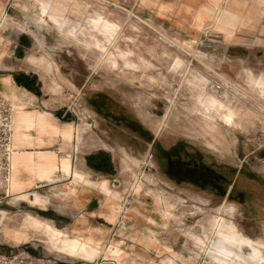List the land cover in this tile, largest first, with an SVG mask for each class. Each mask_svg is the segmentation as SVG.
I'll list each match as a JSON object with an SVG mask.
<instances>
[{"label":"rangeland","instance_id":"obj_1","mask_svg":"<svg viewBox=\"0 0 264 264\" xmlns=\"http://www.w3.org/2000/svg\"><path fill=\"white\" fill-rule=\"evenodd\" d=\"M38 1L0 0V209L11 210L9 219L20 221L24 207L5 200L10 187L6 149L13 107L24 102L25 112L36 108L53 124H59L58 119L74 122L76 126L59 125L73 126L75 134L65 140L54 125L32 129L29 134L35 140L22 148L25 164L12 192L32 186L36 179H52L61 167L71 172L72 153L67 148L77 139L78 147L84 142L87 162L96 170L92 176L108 178L100 184L106 219L111 222L118 216L103 243L90 228L88 243L62 232L50 235L61 253L62 260L55 264L68 263L62 254L83 257L87 264L96 256L99 264H255L250 260L253 248L244 244L238 249L232 235L264 243V102H255L252 88L242 79L264 74L259 31L250 41L243 29L237 30L227 43L225 33L213 24L214 7L201 5L206 0H192L195 9L207 14L201 29L177 14L170 17L143 8L139 0H45L51 1L45 15ZM226 14L221 18L234 24L233 15ZM64 24L85 30L87 42L63 30ZM159 27L164 28L162 36L155 30ZM106 45L110 52L104 58ZM195 49L214 56V65L195 56ZM186 64L197 80L210 78L209 89L218 98L235 102L246 124L234 127L219 117L221 106L200 102L176 78ZM12 78L19 86L23 85L17 79L28 85L39 106L47 109L22 100ZM222 80L239 81L240 91L248 95ZM6 81H11L13 91ZM162 117L166 122L153 123ZM57 137L63 140L60 153L51 148ZM178 142L183 143V157L194 153L227 178L225 196L167 175L162 150ZM63 159L68 160L67 170ZM4 216L0 212V223ZM216 217H221V233L207 239L204 232ZM116 245L122 253L118 257L113 252ZM22 247L0 239V254L19 251L26 264H43L34 259L28 263ZM220 247L237 256L218 251Z\"/></svg>","mask_w":264,"mask_h":264},{"label":"crops","instance_id":"obj_2","mask_svg":"<svg viewBox=\"0 0 264 264\" xmlns=\"http://www.w3.org/2000/svg\"><path fill=\"white\" fill-rule=\"evenodd\" d=\"M187 1L192 2V0ZM249 3L248 0H206L201 5L216 6L214 7L216 10V20L214 22L216 23L213 24H216L219 30L225 33L227 43L231 41L233 32L241 29H243V36H249L250 41L254 38L253 35H256V32L259 31V42L264 43V0H254V2ZM224 11H226V15H233L234 21H236L234 24L231 20L226 21L221 18L220 15ZM242 12H244V15H242ZM215 17L212 19L214 20ZM11 81L17 88V93L22 100L29 99L32 101L30 106L46 108L45 106H39V98L26 87L19 86L14 78ZM57 123L61 126L67 124L76 126L74 122L66 123L60 119ZM61 145H63V140L61 137H57L51 148L58 149L60 153L59 148ZM67 150L72 153V172H64L61 167L52 179H36L32 186L15 192L8 191L5 195V200L8 202L16 201L24 207L19 213L20 221L13 222L9 219L8 211L11 210L0 209V212H5L3 223H0L2 243L9 246L25 245L22 249L25 251L24 255L28 263L31 259L41 261L43 264H55L62 260L61 253L57 251L59 249L53 246L55 240L51 241L50 235H58L59 232H62L74 238L78 237L83 242L88 243L87 239L90 238L87 237V229L90 228L95 238L103 243L104 237L108 234L109 225L118 222L117 220L113 223V220L110 222L106 219L108 213L106 207L103 206V198L101 197L104 196V193L100 186L105 177L94 178L92 176L96 170L87 162L84 142L78 147L77 139H74L71 147H68ZM75 171L80 174V177L75 178ZM36 221L37 223H35ZM47 227L50 228L48 231ZM27 249L29 251H26ZM36 250L39 252L34 254ZM62 255L66 256V259L63 260L68 262L67 264H87V259L83 257ZM98 259V256H96L95 259L88 261V264H99ZM121 264L123 263L121 262ZM261 264H264V262Z\"/></svg>","mask_w":264,"mask_h":264},{"label":"bare ground","instance_id":"obj_3","mask_svg":"<svg viewBox=\"0 0 264 264\" xmlns=\"http://www.w3.org/2000/svg\"><path fill=\"white\" fill-rule=\"evenodd\" d=\"M165 1V0H164ZM43 14L45 15L47 13L49 4L51 3L45 0H39L38 1ZM55 2V1H54ZM179 2V1H178ZM191 1L187 0H181L179 3L173 2H162L160 0H139V5H141L143 8L144 7H150L156 10L159 14L163 13L168 16H173V14H177L179 16H182L184 18H188L191 20V24L194 27L200 28L201 29V23L205 17H207L206 11L203 9H195L191 4L189 3ZM209 2V1H208ZM211 4V3H210ZM212 7H216L214 5H210ZM79 8V7H78ZM85 11V9H83ZM155 11V12H156ZM131 17V16H130ZM177 17V16H176ZM180 19V18H179ZM198 21V25L193 24V21ZM188 25V24H187ZM64 28L63 30L67 31L77 39L87 42L86 38V31H78L76 29H68L69 26L66 24L63 25ZM204 28V27H203ZM164 28L159 27L156 28V32L162 36V30ZM119 33L116 35L118 36ZM115 35V36H116ZM116 38V37H115ZM114 39V38H113ZM105 54L104 58L107 57V55L110 52L109 45L105 46ZM194 55L198 56L200 59L203 61H206L210 65H214L215 63V57L212 55H209L208 53L201 51L199 49L194 50ZM146 62V60H145ZM148 62V61H147ZM147 64V63H146ZM147 67V66H146ZM209 67V66H208ZM247 70V69H245ZM258 75V74H257ZM176 76V75H174ZM179 80L182 81V84H185L188 89L191 90L193 95L200 101V102H212L216 103L217 105L221 106V110L218 113L219 117L223 119L227 123L233 124L234 127L237 126H243L246 124V115L241 113L240 110L237 108L235 102L230 101V100H222L217 97V95L209 89L211 80L209 77H206L203 80H197L195 78V75L192 71V69L186 64L183 65L182 69L180 70L179 73H177V77ZM243 81L248 85H250L249 88H252L251 94L252 98L255 100V102L261 104L264 102V74H260L258 76H249V75H244L242 77ZM224 81V80H222ZM224 84L229 85L232 89H235L236 92L240 91V82L239 81H229L226 82L224 81ZM248 85V86H249ZM6 86L9 91L12 90V83L11 81H6ZM213 89V87H212ZM249 91V90H248ZM242 92V91H240ZM245 96L248 95L246 91L242 92ZM26 104L24 102H21L20 104H15L13 107V117L11 120V141L10 144L8 145L6 151L9 156V161H10V178H9V192H12L15 188L18 187L19 182L17 180V175L20 172V166H24V155L22 154L23 149L25 145H30L32 142L35 140L29 133L31 132L32 129L37 128L39 131L45 130L48 128L50 125H54V127L59 131V134L62 135V137L65 140H70L74 133V127H61L59 124H53L51 123L48 119L44 118L39 110L36 108H33L32 110H29L27 112L24 111V107ZM191 109V108H190ZM193 112V111H192ZM196 112V111H195ZM167 117H162V118H156L153 123H157L158 125H161L159 123L166 122ZM255 123V122H254ZM165 124V123H164ZM50 128V127H49ZM52 128V127H51ZM162 128V127H161ZM242 129V128H241ZM158 130V129H157ZM50 133V132H49ZM24 146V147H23ZM25 150V149H24ZM63 166L64 169H68V160L63 159ZM72 172V170H71ZM137 184L135 183L133 185V188H135ZM227 211H232V207H226ZM221 217H216L212 221L210 228L204 232V237L209 238L211 235H215L217 232L221 233V224H220V219ZM118 217L114 216L113 220L117 221ZM232 241L234 242L235 246L238 247V249H241L242 245L248 244L253 248V254L250 257V260L254 262L255 264H261L264 262V243H255L252 240H249L248 238H241L239 235L233 234L232 235ZM198 242L201 245H206V242L203 237H198ZM120 244V242H118ZM79 242L73 243L71 245L73 248L78 247ZM122 244V243H121ZM68 246V245H67ZM120 246L116 245L115 248L113 249L114 256H119L120 255ZM93 251V249H92ZM91 251V252H92ZM218 251L222 253H230L231 256H237V253L234 251H231L226 248L220 247ZM90 252V253H91ZM94 254V253H93ZM228 256V255H227ZM172 264V263H168Z\"/></svg>","mask_w":264,"mask_h":264},{"label":"trees","instance_id":"obj_4","mask_svg":"<svg viewBox=\"0 0 264 264\" xmlns=\"http://www.w3.org/2000/svg\"><path fill=\"white\" fill-rule=\"evenodd\" d=\"M20 85L28 87L17 79ZM23 81V80H22ZM167 159L166 173L178 183H191L201 188H210L226 195L227 193V178L216 171L213 166L206 164L201 157H197L194 153L185 152L183 157V143L178 142L168 150H162ZM193 157L194 160H191Z\"/></svg>","mask_w":264,"mask_h":264},{"label":"built area","instance_id":"obj_5","mask_svg":"<svg viewBox=\"0 0 264 264\" xmlns=\"http://www.w3.org/2000/svg\"><path fill=\"white\" fill-rule=\"evenodd\" d=\"M0 264H26V263H25V258L18 251V253L10 254V255L0 254Z\"/></svg>","mask_w":264,"mask_h":264}]
</instances>
